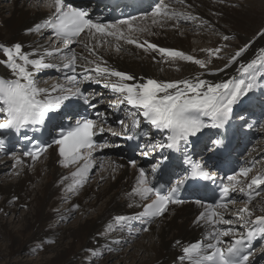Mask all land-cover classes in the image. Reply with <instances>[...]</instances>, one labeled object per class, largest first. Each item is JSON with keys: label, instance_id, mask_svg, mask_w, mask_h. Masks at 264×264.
I'll return each instance as SVG.
<instances>
[{"label": "bare ground", "instance_id": "obj_1", "mask_svg": "<svg viewBox=\"0 0 264 264\" xmlns=\"http://www.w3.org/2000/svg\"><path fill=\"white\" fill-rule=\"evenodd\" d=\"M233 2L235 0H169L166 3L169 11L191 14L199 21L205 22L210 29H216L221 34L220 38L212 35V38L208 39L205 36L206 31L202 32L201 36H193L191 25L184 19H162L151 14L134 22L135 25L148 29L134 33L139 42L147 41L159 47L180 50L195 58L204 59L209 62V70L201 69L191 62L162 57L158 51L145 50L136 44L116 41L114 38H107L102 46L99 38L91 40L84 37L83 40L90 47H96L100 57L97 62L102 66L136 77L135 81L129 83L146 82L148 78L169 82L193 76L222 82L238 76L240 65L256 59L260 50L264 49V38L258 35L264 30V0H248L247 6L242 9H235ZM51 11L47 0H0V44L12 46L19 43L30 58H38L39 55H44L46 50L63 48L56 45L46 29L39 32L29 31L34 29L35 25L43 24ZM153 19H156L157 23H153ZM201 30L197 29L199 32ZM183 31L188 32L184 35ZM231 34L238 36L239 43L234 44L235 51L229 53L226 61L213 60V54L208 50H223V37ZM245 45L250 47L233 63L231 57ZM117 46L119 51L116 50ZM72 49L77 54L76 64L79 67L84 63L82 57L97 59L91 56L89 50L79 41ZM0 59H3L2 54ZM45 60L53 66L37 74V80H41L39 85L49 90L58 84L69 87L67 81L57 78L43 79L44 73L57 72L64 67L67 62L66 55L59 53L46 56ZM217 69L223 70L216 71ZM80 71H83L81 67ZM0 75L9 76L6 66L0 65ZM92 75L93 79L86 80L91 81L95 86L92 88L94 90L101 89V84L106 82H117L115 77H102L101 82L97 83L95 74ZM262 85L264 84L258 83V87ZM106 89L110 90V93L113 92L110 88ZM107 91L103 93L107 95ZM249 96H255V93H250ZM133 113H138L137 109L133 108ZM263 126H257L253 133L255 138L260 136L259 140L262 142ZM262 145H258L259 148L253 147V150L248 149L246 153L253 157L261 155ZM94 157L97 167L93 168L87 182L75 192H69L68 188L74 179L71 173L75 169L65 167L54 150L47 152L38 163L22 159L23 163L16 165L13 157L0 156V173L8 169L13 170L12 176L0 177V235L5 241L7 264H24L15 260L25 255L39 254L42 248L50 255H39L40 259L34 264H111L113 260L116 261L114 264H181L179 256L183 246L207 242L211 229L199 219L200 213L205 210L199 204L173 207L170 215L152 224L147 234L137 228L130 231L126 228L122 231L109 229L108 225L113 222L114 216H130L141 211L143 207L139 198L129 196L136 185L139 168L129 166L116 154L104 159L95 152ZM23 205L29 206L28 212L21 217L17 229H10L3 215L16 214ZM244 206H229L225 218L235 220L233 213ZM250 207L254 215L264 214L260 211L264 208V198L255 201ZM74 215H77L75 223L67 225L66 221ZM229 238L231 237L225 238V241ZM119 251L122 257L112 258L115 252Z\"/></svg>", "mask_w": 264, "mask_h": 264}, {"label": "snow or ice", "instance_id": "obj_2", "mask_svg": "<svg viewBox=\"0 0 264 264\" xmlns=\"http://www.w3.org/2000/svg\"><path fill=\"white\" fill-rule=\"evenodd\" d=\"M47 5L52 9L49 18L43 24L35 25L29 31H41L51 29L57 40L63 44V48L46 50L44 55L38 58H30L22 50V45L16 43L12 46L0 44V65L6 66L9 70L8 77H0V114L4 119L0 121V129L21 130L32 128L33 126H43L51 119L65 102L76 97H82L81 78L77 75L66 77L67 84L54 86L51 90L41 87L37 80V74L53 65L47 63L46 56L63 53L67 57L64 67L76 71L77 54L73 51L72 45L81 42L89 50L91 56L97 59L89 60L87 56L82 57L84 63L80 65L83 69V79H93L97 83L102 77H115L117 82L104 83L105 88L121 94L120 104H127L137 109L138 113L147 122L162 133H167L165 142L159 143L155 147L161 150L168 149L175 152L187 153L194 142L192 138L198 137L205 129H224L233 118L234 107L245 97L253 93L258 87L261 79H264V49L260 50V55L246 64H241L238 76L231 77L222 82H212L193 76L192 78L177 81L161 82L153 78H148L146 82L129 83L135 81L136 77L123 71L102 66L96 47H90L83 38L91 40L99 38L100 46L107 38H114L116 41H126L129 44H136L145 50L158 51L162 57L171 60H182L194 63L201 69H208V61L195 58L183 51L159 47L147 41L139 42L136 32L148 31L146 27L135 25V17L117 20L114 23H103L91 18L87 10L76 7L71 0H47ZM153 17L162 19H184L195 20L191 14L169 11L168 5L158 6L152 13ZM153 23H157L153 19ZM264 38V30L259 34ZM225 41L229 36L223 37ZM250 45L239 48L231 57L232 62H237L238 58L248 50ZM120 50L119 46L116 48ZM210 53L219 55L222 49H209ZM93 65V67H89ZM217 69L216 71H222ZM52 93H57L53 95ZM87 103H90L86 101ZM91 106V104H90ZM123 124V121H120ZM138 126V122L136 125ZM106 131L102 122L93 119L76 120L72 126L61 128L58 136L44 146H37L35 151H27L23 155L29 156L33 161L55 145L58 148V155L62 158L65 167H74L71 173L73 184L69 186V192H75L82 188L87 182L93 168L97 167L94 153L107 147L106 144H99L96 141L97 134ZM109 131H111L109 129ZM112 135L119 133L112 132ZM222 135V134H219ZM25 140L31 138L25 134ZM132 135L127 139H134ZM223 139L217 138L211 143L214 147L223 145ZM5 150V141L0 139V152ZM16 165L23 163V160L11 153ZM144 155H148L147 152ZM168 157L164 156L152 166V173L160 171L165 165ZM187 162L191 165V170L187 176L177 182L176 186L164 189L157 187L153 180H149V174L143 169H139L135 187L129 193L132 198H139L143 208L133 215H116L113 222L108 225L111 230H124L129 221L142 222L143 231H148V225L156 218L164 217L169 213L170 206L182 205L185 201L178 197L180 185L188 180L211 179V174L204 166L188 157ZM135 167V161H132ZM102 167V165H101ZM251 168L241 169L239 175L229 176L228 184L222 187V193L227 200L233 192L237 190L242 194H247L248 200L244 207L236 210L233 219H226L225 214L229 204H235V200L221 202L218 205H208L204 212L200 213L199 219L210 226L207 242L189 243L182 247V254L179 256L181 264H251L253 241L264 240V214L254 215L250 207L254 195L259 196L264 191V172L251 175ZM246 182V186H240ZM150 201V202H147ZM147 202V203H145ZM197 203H200L197 201ZM132 206L131 204L129 205ZM78 208L79 205H76ZM264 212V208H261ZM217 225H228L227 228H218ZM238 225L245 227L248 231L241 233ZM235 237L226 242L225 238ZM179 243V242H178Z\"/></svg>", "mask_w": 264, "mask_h": 264}, {"label": "rangeland", "instance_id": "obj_3", "mask_svg": "<svg viewBox=\"0 0 264 264\" xmlns=\"http://www.w3.org/2000/svg\"><path fill=\"white\" fill-rule=\"evenodd\" d=\"M230 1H234V0H230ZM248 2V0H235V2H233V3H235L234 5H233V7L235 8V9H242L243 7H245V6H247L246 5V3ZM46 9V8H45ZM149 16V15H148ZM142 19V18H141ZM140 19V20H141ZM187 24H189V25H191V29H192V35L193 36H195V37H197V36H201L202 35V32H205L206 31V37L208 38V39H211L212 38V35H214V36H216V37H219L220 38V36H221V34H219V32H217L216 31V29H210L208 26H207V24L205 23V22H201V21H199V19L198 18H196L195 20H191V21H187ZM198 26L197 28L195 27V26ZM186 28H188V27H186ZM197 29H202L200 32L199 31H197ZM187 32L188 31H186V32H184L183 31V34L184 35H186L187 34ZM214 33H216V34H214ZM237 37L238 36H234V34H231L230 36H229V39L227 40V41H225V40H223V44H224V48H223V50L219 53V55L217 56V55H212L211 57H212V59L213 60H215V61H221V60H224V61H226L227 59H228V55H229V53L231 52V53H233L235 50V47H234V44H236V45H238V43H239V41H238V39H237ZM228 44V45H227ZM47 78H51L50 76L49 77H47ZM102 89V88H101ZM257 89V88H256ZM255 89V90H256ZM255 90H254V92H255ZM103 92H105V90H102ZM109 92H110V90H108ZM113 93V92H112ZM114 94V93H113ZM254 94V93H253ZM256 114H259V113H256ZM264 127V126H263ZM255 135H256V133H255ZM260 135V134H259ZM260 136H258V139H257V141H256V143L254 144V145H252L249 149H251V150H253L254 148L253 147H258L259 148V146L258 145H260V144H263L261 147L263 148V151L261 152L262 153V155H263V153H264V142H262V141H260L259 138ZM258 155H260V154H258ZM1 156V155H0ZM2 157V156H1ZM258 162L260 163L259 165H261V164H264V157H260L259 159H258ZM38 163V162H37ZM116 164H117V162L115 161L114 162V165L116 166ZM40 165V164H39ZM100 166V165H99ZM13 170L12 169H8V170H6V171H4V172H1L0 173V177H3V176H12V172ZM264 198V196H262V197H260L257 201H259V200H261V199H263ZM28 210H29V206H26V205H23V206H21L20 208H19V210L17 211V213L16 214H12V213H9V214H1V215H3V217H4V219L6 220V222L8 223V226L10 227V229H17L16 227H19L20 226V219H21V217L25 214V213H27L28 212ZM78 211V210H77ZM170 215V213L167 215V216H169ZM76 219H77V215H74L72 218H70L69 220H67L66 221V223H67V225L69 224V225H72V224H74L75 223V221H76ZM144 234H147V233H144ZM5 241H4V238L0 235V264H7V261H8V259H7V256H6V254H5V252H4V243ZM41 251V252H40ZM120 253V251L119 252H115V256H113L112 258H114V257H119V258H121L122 256H120L121 254H119ZM106 254V253H105ZM48 256V255H50V253L49 252H47V251H45L43 248L41 249V250H39V254H29V255H25L24 257H21V258H19V259H16L15 261L18 263V262H23L24 264H34L38 259H40V256ZM116 261L115 260H113V262H111V264H114ZM10 264H14L13 262H11ZM99 264H101V263H99Z\"/></svg>", "mask_w": 264, "mask_h": 264}, {"label": "trees", "instance_id": "obj_4", "mask_svg": "<svg viewBox=\"0 0 264 264\" xmlns=\"http://www.w3.org/2000/svg\"><path fill=\"white\" fill-rule=\"evenodd\" d=\"M109 152H110V150H107V151H106V153H109Z\"/></svg>", "mask_w": 264, "mask_h": 264}]
</instances>
